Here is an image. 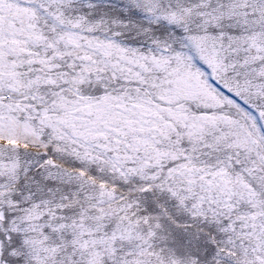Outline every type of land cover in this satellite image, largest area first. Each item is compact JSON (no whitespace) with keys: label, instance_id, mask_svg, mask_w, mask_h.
Returning <instances> with one entry per match:
<instances>
[{"label":"snow or ice","instance_id":"obj_1","mask_svg":"<svg viewBox=\"0 0 264 264\" xmlns=\"http://www.w3.org/2000/svg\"><path fill=\"white\" fill-rule=\"evenodd\" d=\"M0 264H264V0H0Z\"/></svg>","mask_w":264,"mask_h":264}]
</instances>
